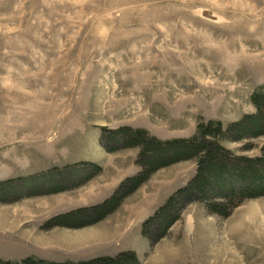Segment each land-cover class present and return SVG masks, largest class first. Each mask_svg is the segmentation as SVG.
Segmentation results:
<instances>
[{
    "label": "rangeland",
    "instance_id": "374dc122",
    "mask_svg": "<svg viewBox=\"0 0 264 264\" xmlns=\"http://www.w3.org/2000/svg\"><path fill=\"white\" fill-rule=\"evenodd\" d=\"M258 87L264 0H0V183L14 184L0 195V258L63 263L133 250L140 264H264V196L225 218L190 203L154 246L141 234L194 177V159L158 169L95 223L45 227L140 170L137 148L102 146L104 129L108 147L121 126L188 138L201 122L226 127L254 113ZM221 143L255 157L264 136ZM56 171L61 189L38 180Z\"/></svg>",
    "mask_w": 264,
    "mask_h": 264
},
{
    "label": "trees",
    "instance_id": "16d2710c",
    "mask_svg": "<svg viewBox=\"0 0 264 264\" xmlns=\"http://www.w3.org/2000/svg\"><path fill=\"white\" fill-rule=\"evenodd\" d=\"M255 112L240 120L223 126L221 121L209 120L197 126L196 134L188 138L162 140L151 135L144 128L121 126L110 130L104 142L105 129L101 134L102 146L107 151L137 148L136 163L140 170L126 178L113 194L102 203L70 213L60 214L52 219L46 228L54 225L81 227L95 223L113 212L123 199L145 183L162 167L184 160L194 159L197 164L194 177L183 187L171 194L166 201L143 224L141 234L149 244L164 237L169 228L180 219L183 208L193 202H202L207 211L220 217H228L233 208L246 199L264 196V146L260 156H234L221 141H241L246 138L264 136V88L258 87L251 94ZM253 147L252 144L246 146ZM96 170L99 168L96 166ZM57 170V169H55ZM60 173L48 172L38 180L49 183L59 190L55 176ZM29 183L37 182L30 176ZM26 181V179H25ZM27 182V181H26ZM11 181L0 183V195L13 194ZM16 185V184H15ZM55 185V186H54ZM0 264H140L135 251L125 250L115 256H99L77 262H48L26 257L14 262L0 258Z\"/></svg>",
    "mask_w": 264,
    "mask_h": 264
}]
</instances>
